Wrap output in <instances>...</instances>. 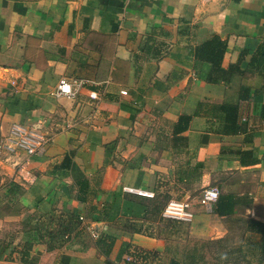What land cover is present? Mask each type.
I'll return each instance as SVG.
<instances>
[{
    "label": "crops",
    "instance_id": "crops-1",
    "mask_svg": "<svg viewBox=\"0 0 264 264\" xmlns=\"http://www.w3.org/2000/svg\"><path fill=\"white\" fill-rule=\"evenodd\" d=\"M214 35L227 43L224 68L236 64L241 53L249 50L242 64L245 69L264 42V0H0V89L6 86L0 94L12 89L22 98H34L39 106L24 120L0 105V136H8L13 124L22 123L41 124L53 138L47 153L33 158L31 168L37 175L33 188L55 208L56 217L29 221L30 215H37V207L28 194L22 203L29 225L11 234L17 237L15 244L28 238L25 230L38 221L50 232L57 231L56 218L62 212H82L74 195L70 196V186L77 178L96 174L106 160L105 146L112 142L117 144L114 155L118 148L124 149V188L147 186L155 195L167 180L171 196L191 202L193 219L184 222L194 241L230 234L225 219L206 211L192 195L215 184L206 183L212 174L229 178L227 187L241 198L238 215L264 225V121L260 118L264 93L255 94L264 79L262 73L249 71L243 81L235 76L229 84L212 85L201 78L196 48ZM63 78L84 83L75 98L54 96ZM241 82L252 88L251 99L242 103L240 111L257 134L250 144H245L244 136L213 133L211 123L199 116L188 130L175 133L179 117L194 114L200 102H237ZM91 92L100 99H92ZM238 149L252 150L258 163L242 166L239 157L230 153ZM67 155L73 164L64 178L58 166ZM135 161L141 162L138 169L130 166ZM197 163L204 166L202 177L192 184L196 189L187 190L178 173ZM112 168L107 167L103 175L106 191L121 187L105 186ZM241 232H245L249 260L259 258L263 235L252 229ZM36 237L40 240L34 242H42L34 249L39 264H87L85 259L91 264H124L116 261L121 244L105 258L73 234L70 240L57 239L61 246L53 251L44 247L49 240L45 231ZM124 240L146 250L164 247L162 240L144 235ZM159 255L160 264H166L165 254ZM181 255V260L192 256ZM197 255L201 261L192 264L209 261L208 254ZM175 256L180 259V254Z\"/></svg>",
    "mask_w": 264,
    "mask_h": 264
},
{
    "label": "trees",
    "instance_id": "trees-1",
    "mask_svg": "<svg viewBox=\"0 0 264 264\" xmlns=\"http://www.w3.org/2000/svg\"><path fill=\"white\" fill-rule=\"evenodd\" d=\"M226 50L227 43L222 41L217 35H214L210 40L196 48V58L201 64V67H197L196 69L200 71V77L207 83L212 85L229 84L235 76H240L243 81V77L247 71L251 73H262L264 79V42L260 44L252 54L250 63L245 69L242 68V64L246 56L250 53L249 50H245L241 53L236 64H231L228 68H224L223 61ZM239 91L240 96L235 103L225 102L216 104L200 102L194 114H184L179 117L176 123L175 133L179 135L188 130L192 119L195 116H199L207 119V123H211L210 131L213 133L244 136L245 144H250L257 134L250 129L248 121L242 119L243 117L240 111L242 103L251 99L250 93L252 88L245 85L244 82H241ZM263 93L264 85L255 90V94ZM0 96L3 109L10 113L22 115L24 120L31 115L32 111L39 107L34 98H22L18 92L12 89L4 90L3 95ZM260 118L264 121V104L261 108ZM116 146L117 144L115 142L105 146L106 160L93 177H80L71 184L70 196L74 195L75 201L82 207V212L74 211L73 209L62 212V214L56 218L59 223V229L57 231L53 230L50 232L49 227L45 228L39 226L38 221L36 226L28 231L25 230V233L29 234L28 238L24 236L22 241L15 244V239L17 237L15 235H10L8 240L0 243V261L19 264H39L40 257L35 253L34 249L37 244H41L42 242L37 241L36 243L33 241L34 239H38L36 234L45 231V233L49 235V240L44 244L47 245L48 251H53L61 246V242L57 239L62 240L65 238L66 240H70L73 234L75 238H80L81 240L84 232L88 231V226L93 222L103 223L107 227L106 230L89 242V244L91 243L97 252L105 258L111 257L118 240L122 238L123 241L116 256V261L118 263L140 264L148 262L150 259L153 260V257L156 256H158L156 259L158 258L161 261L159 254L140 248L130 240L124 239H131L135 235L153 237V233L148 232L152 226H148L146 223H148L154 215H161L164 210V207H159L157 203L158 200H154L162 196L157 194V196H153V198H147L145 196L127 193L122 187L112 191H106L101 187L104 170L114 163V150ZM230 153L239 157V162L242 166H251L258 163V160L253 156L252 150L238 149L230 151ZM111 157H114L113 162L110 161ZM140 163L135 161L130 166L133 169H138ZM72 164V156L67 155L61 165L58 166V173L65 178L70 174ZM203 167V164L197 163L195 166H192V168L185 169L186 171L182 169L183 171L181 170L178 173V180L181 183H185L187 190L196 189L197 187H193L194 185L192 186V184L196 181H200L198 177H202L200 171ZM140 182L141 178H139L136 186L139 187ZM228 182V179H225L210 187H218L220 190V197L213 209V213L223 217L230 225V234L216 240L203 242L194 241L190 244L192 250L197 252L196 247L200 244L204 249V254H208V260L210 262H215V264H251L252 262L249 260L245 249V232L242 233L241 231L245 229L249 231L252 229V231H257L259 234L263 235L262 241L260 242V248L263 250V254L259 255L258 260L260 264H264V225L244 215H238L237 209L239 208L241 198H238L237 194L233 193L232 190L227 187ZM27 186L28 185L25 186L12 179H6L5 182L0 181V209L4 207H14L15 209V207L18 206V211L16 213L21 215L25 213L22 199L28 196V194H31L37 207V215H30L28 217L29 221L36 217H39L38 219L41 220L44 215H48L50 221H53L56 217L55 208L49 205L46 198L41 196L39 191L33 188L32 185L29 189ZM203 190L200 192L198 190V193L197 190H195L196 195L193 197H199ZM171 197L172 196H167V200L171 199ZM151 202L154 203L150 204ZM20 205L22 207H19ZM160 219L161 221L167 222L168 225L170 224L168 230L170 234H172L171 236L178 234V230L175 231L174 228L180 229L181 226H187L183 221L166 220L162 215ZM23 223L27 228L29 224L26 221ZM81 243L88 244L85 239L81 241ZM188 245L186 248L189 247ZM126 256L131 259L129 262H126L124 259ZM157 261H152V263ZM197 261H201L199 255L196 254V256H193L192 254V256L182 260L176 256L171 257L166 264H192Z\"/></svg>",
    "mask_w": 264,
    "mask_h": 264
},
{
    "label": "rangeland",
    "instance_id": "rangeland-1",
    "mask_svg": "<svg viewBox=\"0 0 264 264\" xmlns=\"http://www.w3.org/2000/svg\"><path fill=\"white\" fill-rule=\"evenodd\" d=\"M5 85H7V84H5ZM3 88H6V86L1 87L0 90H2ZM1 104H2V102L0 101V105ZM36 126H35V128L37 130L44 131L46 129V128H44L45 126L43 127L41 124L36 125ZM13 148H14V145L8 141L7 136L6 137L0 136V177H1L0 181L5 182L6 179H12L16 182L22 183V181L19 178H17V176H15V169L17 168L16 166H17V164H19L20 159H22V154L20 152H18L19 150H17L16 152H13L12 151ZM117 158H118L119 162H117V160H116ZM122 159H124V149L123 148L121 149V147H120L116 151V154H115V161L116 162L114 161V163L112 164L113 168L110 171V174H109L110 177L106 179V182L108 185H105V186L109 187V189H111V188L113 189L117 184H119L118 186L121 185V187L124 189V161ZM108 167H110V166H108ZM106 171H107V168H106V170H104V173H106ZM133 179H134V177L130 176L128 180L131 182H134ZM225 179H229V178H225V176L224 177H218V175L212 174L211 178H209L206 183L207 184L217 183V182L223 181ZM152 181L153 180H151V179L147 180V183L150 187H152V184H153ZM162 182H164L162 184V186H160L162 188L159 189L160 195L162 197H160L159 199L157 197L154 200H158L157 203H158L159 207H164V210L161 213L162 217H164L166 220L167 219L178 220L176 218H170V217L165 216V212H166V209H167L170 202H172V201L184 202V200H179L178 196H174V197L172 196L171 199L167 200V196H171L169 191H168L169 182L167 180L162 181ZM103 184H104V180H102L101 187L104 186ZM210 186H214V185L211 184L209 186L207 185L206 187H210ZM206 187L204 186L203 188L198 189L199 192L202 191ZM145 188H147V186ZM145 188L143 190H139L140 192H142L141 193L142 196L144 195L147 198H153V196H157V193L154 195V193L151 190L149 191V190H146ZM147 189H149V188H147ZM198 190H197V193H198ZM130 194L139 195L138 193H130ZM192 195L193 196L196 195L195 191L192 193ZM153 203L154 202H151L150 204H153ZM19 207H22V206L20 205ZM17 211H18V206H16L15 209H14V207H4L3 209H0V243L5 241V240H8V237L12 233H15L18 230H20L19 228H22V229L24 228L23 226H25V224L23 223V220L25 221V219L27 218V215H25V213L18 215L16 213ZM161 215H159V216L154 215L153 218L150 219V221L148 223H146L148 226L149 225L152 226L148 232L153 233V237H150V236H146V237H148L150 239L162 240V242L164 244L162 251H157V250L153 249V250H150V252H155L156 254H165V262L166 263L169 261L170 257H172L174 254H180V259L182 258L181 254H204V249L200 244H198V247H196L197 252L192 250V246L190 244H192L194 242V240H192V237L190 235V229H189L188 223H187L186 227L181 226L180 229L174 228L175 231L178 230L177 231L178 234L171 236L172 234H170V232L168 230L170 228V224L168 225L167 222L161 221V219H160ZM180 221H182V220H180ZM106 228L107 227L105 224L93 222V223H91L90 226H88V231L84 232L81 239L82 240L85 239L86 242L89 244V242L92 239H94L98 234H100L101 232L106 230ZM190 240H191V242H190ZM122 241H123V239L120 238L118 240L117 244L120 245L122 243ZM187 245L189 246L188 247L189 249L186 248ZM44 247L46 249L47 245L44 244ZM80 248H84V245H81ZM156 257H158V256H156ZM156 257H153V260L150 259V260H148V262H143L140 264H154V262L152 263V261H157V260H158L157 264L162 263V262H159L160 260L158 258L156 259ZM124 259L126 260V262H129V260H131L128 256H126ZM85 260H86L87 264H91L88 262V259H85ZM251 262H252L251 264H260L258 258H256L255 256L251 258ZM204 264H213V263L210 261H206Z\"/></svg>",
    "mask_w": 264,
    "mask_h": 264
},
{
    "label": "built area",
    "instance_id": "built-area-1",
    "mask_svg": "<svg viewBox=\"0 0 264 264\" xmlns=\"http://www.w3.org/2000/svg\"><path fill=\"white\" fill-rule=\"evenodd\" d=\"M83 86V82L76 80L69 81L63 78L60 80L54 92V96L57 98H75ZM122 93L127 94L126 91H123ZM90 96L94 100L100 99L97 92H91ZM7 139L14 145L12 151L16 152L19 150L18 152L22 154V159H20V162L15 169V176H17L25 186L35 184L37 181V175L31 168L33 158L44 156L47 153L53 142L52 136L47 132L37 130L35 127L15 123L12 125ZM124 191L128 193H138L142 196V192L138 189L126 187L124 188ZM219 197L220 190L218 187H208L205 188L198 197V204L211 213L213 212ZM165 216L182 221H191L194 216L192 212V204L188 201H172L166 209Z\"/></svg>",
    "mask_w": 264,
    "mask_h": 264
}]
</instances>
